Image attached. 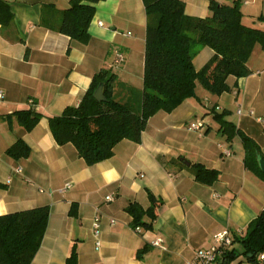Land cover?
<instances>
[{
	"label": "crops",
	"instance_id": "0c3cea01",
	"mask_svg": "<svg viewBox=\"0 0 264 264\" xmlns=\"http://www.w3.org/2000/svg\"><path fill=\"white\" fill-rule=\"evenodd\" d=\"M5 1L13 18L8 27L0 25V92L4 95L0 216L49 208L46 231L31 264H65L73 247L78 264H192L198 250L214 245L217 234L227 231L231 238L245 234L264 212V180L246 168L240 138L228 142L211 112L227 113L225 120L250 137L264 156V125L256 120L264 117V46L255 45L247 62L248 76L227 79L229 92L214 96L197 86L194 98L171 113L152 116L139 143L123 140L111 158L89 166L73 145L56 143L48 118L77 106L94 75L103 70L142 89L146 30L142 0L96 4L86 44L43 24L58 21L70 0ZM181 1L187 16L210 15V0ZM240 9L243 24L264 31V0H241ZM116 53L123 54L124 60L114 66ZM212 55L208 47L196 48L195 69H201ZM29 108L43 117L26 131L15 113ZM196 122L204 125L200 132L189 130ZM18 140L30 148L27 158L16 160L6 154ZM194 164L217 171L218 180L209 186L196 182ZM67 184L70 188L62 191ZM148 193L162 202L157 217L150 229L133 228L126 208L136 203L147 210ZM108 196L113 200L106 201ZM74 204L75 216L71 214ZM96 218L101 221L97 236ZM156 241L159 247L153 246ZM231 248L239 249L238 243ZM212 264L258 263L238 256Z\"/></svg>",
	"mask_w": 264,
	"mask_h": 264
},
{
	"label": "trees",
	"instance_id": "16d2710c",
	"mask_svg": "<svg viewBox=\"0 0 264 264\" xmlns=\"http://www.w3.org/2000/svg\"><path fill=\"white\" fill-rule=\"evenodd\" d=\"M104 0H70L58 21L44 22L46 28L64 34L71 40L86 44L88 27L95 6ZM146 16L143 87L137 90L120 82L114 73L103 70L95 74L91 85L77 106L67 107L61 115L49 117V126L56 143L71 144L78 156L89 166L112 157L115 146L128 140L139 143L148 120L157 112L171 113L187 99L196 96L202 87L214 96L229 92V77L243 78L250 74L247 62L255 45L264 46V31L242 23L241 0L231 5L209 2L210 15L205 18L187 16L181 0H142ZM12 12L5 0H0V25L8 27ZM208 47L212 57L199 70L193 65L195 49ZM104 84L105 102L93 98L97 87ZM219 124V132L228 142L239 137L244 149L246 168L264 180L258 163V145L231 122L227 113L211 112ZM19 124L31 131L43 117L32 108L15 113ZM6 154L13 159L27 158L30 148L16 141ZM194 179L203 185L218 180V172L201 164L191 166ZM150 206L143 210L130 203L126 212L132 216V227L150 229L157 217L156 208L162 202L148 193ZM76 204L71 214L76 215ZM49 218L48 207H38L0 216V264H31L40 248ZM147 219V221H145ZM238 243L239 249L231 248ZM220 260L229 262L238 256L245 261L262 264L264 253V212L247 227L241 237L232 238ZM145 250L142 251V253ZM65 264H78L73 247Z\"/></svg>",
	"mask_w": 264,
	"mask_h": 264
},
{
	"label": "built area",
	"instance_id": "2783aa9c",
	"mask_svg": "<svg viewBox=\"0 0 264 264\" xmlns=\"http://www.w3.org/2000/svg\"><path fill=\"white\" fill-rule=\"evenodd\" d=\"M124 60V56L121 53H116L115 58H114V66H117L121 64ZM4 98V95L2 92H0V101ZM250 115H253V111L248 112ZM237 114L241 115L242 110L238 109ZM258 123H261L264 125V117H257L256 118ZM203 124L202 122H196L192 123L189 125V130L194 131V132H200L203 129ZM17 172H20V169H17ZM70 188V185L67 184L64 187L65 191L66 189ZM113 200L112 196L106 197V201L110 202ZM101 221L99 218H96L94 223H93V229L94 233L97 236L99 234V229H100ZM215 243L212 247L206 250H198L195 254V258L192 262V264H212L216 260H219L225 249H228L232 246V238L229 236L227 231H224L222 233H219L215 236ZM99 245V243H97ZM153 246L159 247L160 246V241H156L153 243ZM258 259L260 261L264 260V253L259 254Z\"/></svg>",
	"mask_w": 264,
	"mask_h": 264
},
{
	"label": "water",
	"instance_id": "95a60500",
	"mask_svg": "<svg viewBox=\"0 0 264 264\" xmlns=\"http://www.w3.org/2000/svg\"><path fill=\"white\" fill-rule=\"evenodd\" d=\"M104 90H105L104 84L99 85L93 93V98L98 102H105L106 98L104 96ZM258 163L261 171L264 172V158H259ZM187 165L189 164L187 163Z\"/></svg>",
	"mask_w": 264,
	"mask_h": 264
},
{
	"label": "rangeland",
	"instance_id": "374dc122",
	"mask_svg": "<svg viewBox=\"0 0 264 264\" xmlns=\"http://www.w3.org/2000/svg\"><path fill=\"white\" fill-rule=\"evenodd\" d=\"M201 89V88H200Z\"/></svg>",
	"mask_w": 264,
	"mask_h": 264
}]
</instances>
